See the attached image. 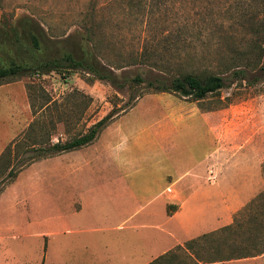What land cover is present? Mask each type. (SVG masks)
Returning <instances> with one entry per match:
<instances>
[{
  "label": "crops",
  "instance_id": "0c3cea01",
  "mask_svg": "<svg viewBox=\"0 0 264 264\" xmlns=\"http://www.w3.org/2000/svg\"><path fill=\"white\" fill-rule=\"evenodd\" d=\"M3 95L0 154L24 133L18 101ZM200 103L178 99L173 111L159 108L156 120L146 106L141 120H125L123 128L113 120L92 144L23 168L0 193V264H150L231 225L264 190V93L216 109ZM244 121L249 130L241 137ZM40 220L44 252L31 245L24 258L23 237ZM237 261L263 264L264 251L199 264Z\"/></svg>",
  "mask_w": 264,
  "mask_h": 264
},
{
  "label": "rangeland",
  "instance_id": "374dc122",
  "mask_svg": "<svg viewBox=\"0 0 264 264\" xmlns=\"http://www.w3.org/2000/svg\"><path fill=\"white\" fill-rule=\"evenodd\" d=\"M262 10L260 0H0V35L16 27L23 17L37 23L49 39L57 42L70 37L76 41L80 38L77 33H83L92 40L97 58L112 67L120 78L131 79L137 75L144 78L142 84L121 90L107 82L91 79L82 72L67 70L41 78L3 81L0 94L18 101L22 132L31 120L37 123L35 133L30 138L21 136L18 145L12 148L14 170L28 163L26 159L32 154L24 155V152L30 147L38 148L48 140L51 143L68 141L109 111L119 112L126 108L128 112L130 103L133 102L134 106L144 97L136 108L115 119L118 121L113 126L123 124L118 127L123 128L127 125L125 120H141V112L146 106L152 109L151 120L158 118L162 106L175 110L174 103L185 99L172 93H150L152 90L146 87V81L157 76L222 75L231 87L222 90L219 96H209L201 101L199 105L203 109L237 105L263 94L264 72L246 68L245 81L231 75L236 65L254 59L250 45L257 38L250 32L251 18L259 16ZM261 64L264 65V56ZM27 85L31 87L27 89ZM83 96L90 98L88 106ZM138 96L140 98L134 100ZM8 107V113L14 118V104ZM238 125L243 137L249 129L245 121ZM262 127L264 129V120ZM262 167L264 177V162ZM32 170V167L24 170L19 181L30 176ZM7 182V179L0 180V189L8 185ZM262 192L237 215L235 227L240 223L244 232L239 235L235 232L232 240L246 238L258 219L263 228L264 190ZM46 233L45 222L40 220L37 232L24 235V258L30 256L28 247L35 244L39 246V256L42 255ZM200 246L207 248L210 245L201 241L195 249ZM246 246L248 250L253 248L252 244L243 243V247ZM203 250L199 256L208 257L210 249ZM174 254L177 263L192 262L187 252L174 250ZM24 264H30V261L25 260ZM231 264H261V261Z\"/></svg>",
  "mask_w": 264,
  "mask_h": 264
},
{
  "label": "trees",
  "instance_id": "16d2710c",
  "mask_svg": "<svg viewBox=\"0 0 264 264\" xmlns=\"http://www.w3.org/2000/svg\"><path fill=\"white\" fill-rule=\"evenodd\" d=\"M260 2L263 6L262 13L259 16L251 18L252 25L250 32L253 37L257 38L250 45V52L254 55V59L248 61L246 64L236 65L231 73L233 77L241 81H245L246 68L264 72V65L261 64L264 56V0H260ZM77 34L80 35V38L76 41L70 37L64 41L57 42L49 39L44 30L30 18H21L16 27L0 35V85L8 79L34 76L41 78L52 72L60 73L63 70L82 72L87 77H91V79L107 82L117 90L132 87L133 85H140L144 82V78L140 75L131 79L120 78L112 67L103 64L97 58L93 50L94 45L89 36H85V34L79 32ZM248 83L253 84L252 82ZM26 87L28 89L31 85H27ZM146 87L150 91L152 90L150 93H172L187 101L200 102L209 98V96H219L222 90L230 88L231 85H227L226 79L220 74L209 73L198 76L185 73L170 78L157 76L153 80L146 81ZM83 97L86 99V106H88L90 98ZM138 98L140 97L138 96L134 100ZM127 107H133V102ZM126 111V108L119 112H115L114 109L109 111L102 119L93 123L85 131L68 141L51 143L48 140L47 144H44L48 145L47 147L44 145L38 146V148L30 147L24 152V155L28 153L32 154L31 156L29 155L30 158L26 159L28 163L20 165L18 170H14L16 164L11 163L12 148L18 145L21 136L27 135L30 138L35 133L37 123L33 120L24 133L8 144L0 154V180L5 181L7 179V184H9L24 167L33 162L78 150L92 144L113 120ZM121 112L123 113L120 114ZM5 187L0 189V193ZM262 194L263 192L257 197H260ZM245 207L234 215L231 225L204 234L187 241L182 246L176 247L174 250L187 252L192 258V262L183 264L241 260L262 254L264 251V226L262 228V224H259L260 219L257 220V224L254 225L246 238L240 241L232 240L233 235H236V233L239 235L240 232H244L240 223L236 227L235 224L237 222V215ZM201 241L208 242L210 246L207 248L200 246L196 250L195 246ZM243 243L247 245L248 243L252 244V250H248V246L243 247ZM174 250L158 257L150 264H182L177 263L178 260L174 254ZM202 250H209L208 257L202 258L199 256V252Z\"/></svg>",
  "mask_w": 264,
  "mask_h": 264
},
{
  "label": "built area",
  "instance_id": "2783aa9c",
  "mask_svg": "<svg viewBox=\"0 0 264 264\" xmlns=\"http://www.w3.org/2000/svg\"><path fill=\"white\" fill-rule=\"evenodd\" d=\"M210 173V178H209V180H211V178H213V174H212V172H209Z\"/></svg>",
  "mask_w": 264,
  "mask_h": 264
}]
</instances>
